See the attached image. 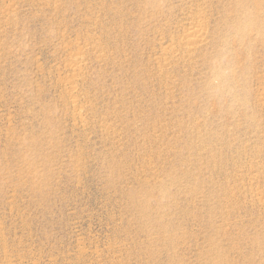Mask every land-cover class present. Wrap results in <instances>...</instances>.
Masks as SVG:
<instances>
[{"label": "rangeland", "instance_id": "rangeland-1", "mask_svg": "<svg viewBox=\"0 0 264 264\" xmlns=\"http://www.w3.org/2000/svg\"><path fill=\"white\" fill-rule=\"evenodd\" d=\"M0 264H264V0H0Z\"/></svg>", "mask_w": 264, "mask_h": 264}, {"label": "bare ground", "instance_id": "bare-ground-1", "mask_svg": "<svg viewBox=\"0 0 264 264\" xmlns=\"http://www.w3.org/2000/svg\"><path fill=\"white\" fill-rule=\"evenodd\" d=\"M188 33H187V36L189 35H192V36H198V37H202V27L199 23H195L193 24L192 26L188 27ZM193 38V37H192ZM191 39V38H190ZM189 39V40H190ZM189 40H186V45L188 44V42H190L188 45H192L194 42H191Z\"/></svg>", "mask_w": 264, "mask_h": 264}]
</instances>
